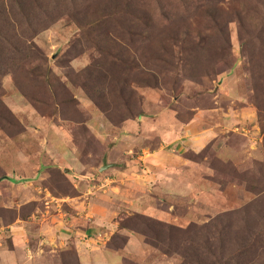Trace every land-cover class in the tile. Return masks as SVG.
<instances>
[{
	"label": "rangeland",
	"instance_id": "374dc122",
	"mask_svg": "<svg viewBox=\"0 0 264 264\" xmlns=\"http://www.w3.org/2000/svg\"><path fill=\"white\" fill-rule=\"evenodd\" d=\"M6 1L10 6L3 11V17L10 18L14 32L26 38L28 48L23 45L26 58H11L14 71L0 76V177L6 178L8 168L3 162L8 160L28 159L31 169L38 167L39 162L45 166L39 169L42 179L36 182L32 178L29 182L0 180V223L6 225L17 218L21 220L19 225L32 221V230L40 228L44 188L55 197L76 193L67 174L89 173L97 177L81 181L77 187L81 192H93L84 195L83 212L87 216L90 204L106 209L108 220L113 217L124 222L130 213L138 212L167 224L157 231H145L151 244H132L133 240L118 249L125 264H264V130L258 123V105L264 109V43L259 40L264 39V31L250 32L257 31L256 18L264 25V0H185L190 3L187 11L186 6H175L177 0H169L172 4L159 11L156 0H151L156 14L186 18L177 20L181 25L180 39L190 32L196 35L202 30L204 34V27L211 24L207 18L211 8L226 21L223 30L230 42L228 53L220 55L215 63L208 60L207 56H215L220 45H224L215 38L204 50L198 47L195 57L185 66L178 64L170 70L162 59L146 62V57H142L143 41L135 35L125 38L118 30L115 34L124 39L121 44L128 49L130 64L127 68L119 63L111 66L116 62L104 58L97 45L103 47L99 33L114 32L113 28L101 23L95 33L99 35L97 40L91 39L93 30H84L97 17L108 15L107 4L99 8L93 4L102 0H30L21 6L14 0ZM75 18L84 20L77 23ZM33 30L36 34L31 37ZM3 49V55L13 54L10 44L3 45ZM172 52V57H177L182 48L172 46ZM159 54L162 56L158 58H163L168 53ZM100 61L110 72L115 69L122 74L121 81L124 74L137 80L133 88L126 85L123 90L126 96L133 94L135 108L143 112L127 119L133 125L128 130L132 135L108 131L110 123L93 104L94 100L105 98L97 93L91 83L92 75L85 70L92 64L97 68L95 63L101 65ZM145 68H151L158 76V84L139 85V72L143 69L147 75ZM109 70L108 81L113 75ZM259 76L261 80H256ZM51 81L66 85V91L56 100L50 95ZM117 88L122 93L121 86L116 85L105 91L108 103L112 107L119 105L115 115L122 107L120 95L112 96ZM215 106L224 113L220 121H213L223 125V134L208 138L206 125L193 135L182 124ZM2 107L11 114H2ZM83 125L87 130H83ZM62 136L72 138L77 149L75 156L66 146L60 150L50 146ZM116 138L121 139L123 146L114 142ZM111 142L104 156L102 151ZM164 146L161 156L149 155ZM154 158L159 161L153 162ZM93 164L97 165L92 167ZM103 165L104 174L99 176L98 169ZM144 168L147 170L140 173ZM124 171L132 174L121 177ZM76 220L71 223L72 229L82 230L84 217ZM108 229L112 230L109 225ZM71 231L67 229L66 233ZM1 235L2 247L10 249L9 229L2 228ZM48 236L49 243L39 245L30 238L28 244H22L25 251L17 252L19 264H78L70 245L61 246L56 243L58 236ZM119 240L110 242L111 247Z\"/></svg>",
	"mask_w": 264,
	"mask_h": 264
},
{
	"label": "trees",
	"instance_id": "16d2710c",
	"mask_svg": "<svg viewBox=\"0 0 264 264\" xmlns=\"http://www.w3.org/2000/svg\"><path fill=\"white\" fill-rule=\"evenodd\" d=\"M14 1L17 2L19 6H21L23 5V3L30 0H14ZM102 1L103 2L101 3L94 1L93 4L95 5L96 8H99L101 6L106 7L105 4H107L106 8H108V15L97 17L94 22L90 23L89 25H85L84 30L86 31L93 30V36L91 37L92 40H97L98 36L99 35L101 36L99 38L100 40L99 43L103 47L99 45L97 46L105 54L104 58L111 59L109 61L110 63L116 62V63H111V66L119 63L122 66H124V68H127V65L130 64L129 58H131V56L128 58V49H126V47H124L121 44V42L124 39L122 37H119V35L115 34L116 30L121 31L125 38L127 36L132 37L135 35L136 38H139L141 41H143L144 50L142 51V57H146V62H149L150 60L156 61L158 59L159 60L162 59L164 66L166 67L167 70H170L178 66V64L179 66L181 65L185 66L189 62V60L195 57L194 54L198 47L200 48V50H204L210 44V42L213 41L215 38L221 39L224 45H220L221 47L218 50H216L215 56L213 57L207 56L208 60L210 59L212 63H215L214 60L218 59L220 55H224V53L226 52L228 53V49L230 48L229 38L227 37L228 34L224 33L223 30L224 28H226V23H225L226 21L221 20V18L217 15V11L215 10V8H211L209 10V12L211 13L210 16H207V18L211 24H207L204 27L203 31H206L204 32V34H202V30L198 31L196 35H193L190 32L191 35L188 34L187 37H185L184 39H180V37L178 36V31L181 25L178 24L177 20L183 17L179 16V18H177L171 16L170 14H165L163 12H161L159 15L156 14V12L150 6L151 0H102ZM156 2H157L156 7L159 11H162L167 6V4H172V2H169V0H156ZM187 2L188 1L185 0H177L175 2V6L176 5L183 6V9L186 6L185 9L187 11L190 7V3L188 4ZM9 6H10L9 1L0 0V76L4 75L6 71L9 72L14 71L12 66V63L14 62L11 60L13 56H17V57L23 56V58L21 59L26 58L25 55L26 48H23V45L26 46V44L28 43V41L26 40V38L23 37L22 34L14 32V28H15L14 23L10 20V18L5 16L3 17V11L6 10V8H8ZM263 8H264V1H263ZM183 19L185 20L186 18ZM74 20L77 23H80L81 20H84V18L82 19L75 18ZM101 23L102 26L104 25L111 26L114 32L106 31L104 33H99V35L96 36L95 33L97 32V29L99 28ZM212 27L213 29L215 28V31L212 29ZM242 28L243 26L240 24V29ZM254 28H256L257 31H250L253 34H257L259 31L262 32L264 31V25L262 24L261 19L259 21L256 18ZM35 34H36V30H33L31 33V37H33ZM117 37H119L121 40H118ZM254 37L250 38L252 42H255ZM259 40L261 41V43H264L263 38H259ZM158 41L161 42V45L158 44ZM241 41L242 44H246L242 38ZM1 43L3 45L10 44L12 47L11 50L13 54L3 55L5 50L3 49V45H1ZM178 45L182 48V52H181L182 54L177 55V57L176 56L172 57L173 54L172 46H178ZM26 47L28 48V46ZM5 48L6 50H9V48L7 47ZM160 51L168 54H166L163 58H158L162 56L159 54ZM95 64L97 65V68H95L94 64H92L90 65V67L88 66L86 68L85 72H90L89 75H92L91 83L94 84V88H96L97 93L101 96H104L105 98L104 101H95V100L92 101L95 107L105 116V118H107L108 122L114 127H119L127 119H134V117L143 114L141 109L135 108L136 105H134L132 101L133 94L130 93L128 96H126L123 92L126 85H128V87L131 86L133 88V84H135L137 80L130 79V76H125L124 74V79L123 81H121L122 74L117 72V70L113 69V71L110 72L108 67H105L106 64L102 63L101 61H100L101 65H98L97 62ZM150 69L151 68L146 69L147 75L143 72V69L140 70L139 72L140 80L138 81L140 86L153 87L159 83L158 76L154 74V72H151ZM108 70L111 74H113L109 81H108ZM123 71L125 72V70ZM257 79L261 80L260 76L256 77V80ZM115 85L117 87L121 86V90H122L121 93L117 88L113 90L112 93V96L114 95V93H118L121 97L122 107L117 114V115H121L119 118H117V115L114 114L115 109L119 105L116 107H112L111 104L108 103V98L106 97L107 93L105 92L113 89ZM49 86L51 88L50 95L54 100H56L64 90L66 91V85H64L63 82L61 81L60 82L56 81V83L55 81H51ZM2 108H3L2 114H5L6 116L7 114H11L6 110V108L4 107ZM258 109H259L258 123L260 127L264 130V109H261L260 105H258ZM6 111L8 113H6ZM83 130H87V127H84V125H83ZM96 165L97 164H93V167H95ZM51 168L53 167H48L46 169H51ZM2 178L4 177H0V180ZM71 189H73L72 186ZM72 193H63L62 195L72 194ZM10 220H9L10 222L13 221L12 219ZM118 221H119L118 229H125L138 234L139 236L142 237L143 241L148 245L151 243H148L149 241L145 238V231L146 230L154 231V229H156L157 231L158 228H160L161 226L167 225L162 220L138 212L130 213V215L127 217V220H125L124 222H122L121 219L120 220L118 219ZM141 226H143L144 228L141 229ZM116 238L120 239L119 243H115L113 244V247H111L112 244H110V242H113L114 239ZM127 240H128L127 235L121 234L119 232H115L108 241V247L114 250H118L125 245ZM72 251L73 254L76 256V252L73 247H72Z\"/></svg>",
	"mask_w": 264,
	"mask_h": 264
},
{
	"label": "crops",
	"instance_id": "0c3cea01",
	"mask_svg": "<svg viewBox=\"0 0 264 264\" xmlns=\"http://www.w3.org/2000/svg\"><path fill=\"white\" fill-rule=\"evenodd\" d=\"M222 113L223 112L218 111V108H216L215 106L203 112L200 111L196 113L194 118L191 121L188 120L185 123H182V122L181 123L184 124L187 127V130L190 131V134L193 133V135H194V131L196 132L199 129H202L201 131H203V128L206 125H208L209 127L206 126V128L204 129L205 130L204 132L207 134L208 138H214L218 135L216 133L223 134L226 131L225 129H223V125L221 123L217 124V122L216 123L213 122V121H217V119L218 120L222 119ZM199 114H203V115L199 117L198 119H196ZM211 116H213V118L212 120L209 121L208 118ZM212 123L214 124L211 125ZM108 125H109L108 131H111V133L116 132L117 135H123V136L124 135L127 136L128 134L132 135L130 134V131L128 130L133 125L131 122L127 120L124 123H122L121 126L119 127H114L110 124ZM187 130H185V135H187V132H186ZM182 136L184 138V134ZM54 141L55 142H53V144H50V146L52 147L56 146L58 150L63 149L66 146L67 150L70 153H72L73 156H75L74 150L76 151L77 149L72 141V138L67 137V136H62L60 139H57ZM114 142L119 146H123V145H120V144H123L121 139L116 138ZM162 143L163 141L161 142V144ZM112 144L113 142H111L110 145L108 144L107 148L106 146L104 147V151H102L104 152L103 153L104 156L106 152L109 150V148L112 146ZM165 146L166 148H168L166 144ZM165 146L160 147V152H158V150L156 151L153 150L150 152L149 155L155 153L154 156H159V155L161 156L162 150L163 148H165ZM180 148H183V147L179 146V149ZM47 158L51 159V155H47ZM155 159H158V158L152 159L153 162L159 161ZM27 160L25 162L23 161L18 162L15 160L4 161L3 163L8 168V173H6V178H10V179L12 178L15 180L18 179L20 181L27 180L28 182H29V178L34 179V182H36L37 180H41L42 174L39 176L38 173H39V169L40 168L42 169V167L45 166V164L42 162H39L38 167L31 169L30 165L32 164L30 160L28 161ZM104 162L105 161H103L102 163ZM156 165L160 166V164H156ZM105 166L106 165H103L102 167L104 168ZM102 167H99V168L101 169ZM11 168H14V169L10 170ZM100 169H98L99 176L104 174V173H101L102 170ZM145 170L147 169L144 168L142 171H140V173H143V171ZM131 174L132 173L129 171H124V172H121V177H128ZM136 175L138 174L136 173ZM67 176L71 179V182H72L71 186L74 190H76V193L65 194L59 197H55L49 191L48 188H44V192L42 194L43 197L41 198L43 199L42 201L44 202H43V205H41V210H40L42 212L41 215L43 216H39V218L37 217L38 219H41L40 222L43 224V226L40 225V228H36V229L34 228L32 230V227L35 225L34 222H33V225H30L32 221H28L25 224L23 223L22 225H19L21 220H18L17 218L6 225H3L0 223V264H19L17 252H19V250L25 251L22 244L24 243L28 244L29 242L28 240L30 238H33L34 240H36L37 244L40 243L39 245H42L44 242L49 243L50 237L48 236V234H54L55 236H58V241L56 240V243L58 242L59 245L62 246L66 243L70 245L69 247H73L76 252L78 264H125L124 256L121 255L120 253L121 251L114 250L108 247V240L110 238L108 236L109 235L111 236L113 234V231L115 230V228H116L115 232L122 233V231H124L125 232L124 234L128 236V240L125 246H128L133 240L134 241L132 242V244H134L136 241L142 244L143 239L138 234L125 230V229H118V224H119L118 218H116L115 220V218L112 219L113 217H111V219L108 220V212L106 211L107 213H104L106 209L91 207L89 204L88 212L90 214L93 213L94 215L88 214L87 216V214L83 212L84 211L83 207L85 205V203H83L84 195H86L87 192H89L90 194L91 193L93 194V192H91L90 189L86 191H82V192L81 190L80 191L77 190L78 184H80L81 181H87V180L91 181V179H94L96 175L94 176V175H89V173L81 174V173L69 172ZM6 178L4 177V179ZM150 180H152V178H150ZM31 181L32 180H30V182ZM102 184L103 183H101L99 187L102 186ZM37 189L38 188H36V190ZM113 189L115 190L117 188L114 187ZM95 195L98 197L99 193ZM34 198L37 200V196H35ZM98 210H100L99 213L97 212ZM66 211H69V212H66ZM79 216H82L85 219L84 223L81 224V225H84L83 229L81 228L82 230H79L78 228H74V227H73L74 229H72L71 223L77 222L76 219ZM92 216H94V219H92L93 218ZM54 217H57V219H55ZM108 225H109V228H112L113 231L108 229ZM2 228L9 229V233H10L9 240L11 243L10 249H5V247H2V243H1V237H2L1 229ZM67 229L72 230L70 234L66 233ZM46 237L48 238L47 240H46ZM74 237L76 238L74 239ZM92 243H94V245H91ZM13 251L15 252L13 253ZM22 253L24 254V252ZM98 259H101V260H98Z\"/></svg>",
	"mask_w": 264,
	"mask_h": 264
},
{
	"label": "water",
	"instance_id": "95a60500",
	"mask_svg": "<svg viewBox=\"0 0 264 264\" xmlns=\"http://www.w3.org/2000/svg\"><path fill=\"white\" fill-rule=\"evenodd\" d=\"M103 168V167H102ZM102 168L100 170H102Z\"/></svg>",
	"mask_w": 264,
	"mask_h": 264
}]
</instances>
